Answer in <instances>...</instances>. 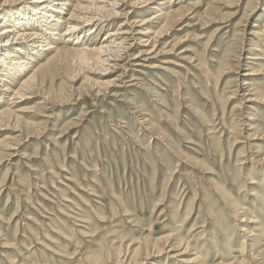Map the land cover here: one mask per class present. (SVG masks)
<instances>
[{
    "label": "rangeland",
    "instance_id": "rangeland-1",
    "mask_svg": "<svg viewBox=\"0 0 264 264\" xmlns=\"http://www.w3.org/2000/svg\"><path fill=\"white\" fill-rule=\"evenodd\" d=\"M135 1L63 35L71 0L1 63L0 264H264V0Z\"/></svg>",
    "mask_w": 264,
    "mask_h": 264
},
{
    "label": "bare ground",
    "instance_id": "bare-ground-1",
    "mask_svg": "<svg viewBox=\"0 0 264 264\" xmlns=\"http://www.w3.org/2000/svg\"><path fill=\"white\" fill-rule=\"evenodd\" d=\"M70 1L71 0H33V1L31 0V2H28L30 3V5L31 4L34 5L33 9L31 7L29 8L31 10V14L26 13L25 15H20L16 17L14 16L13 18L9 17L8 19L6 18L4 20V22L6 23L9 22L0 30V65L2 63L3 67L5 68L4 69L5 74H3L4 78L5 76L6 77L21 76L26 70H28L27 67L29 66V62L26 61V59H28L29 56H27V58L24 59L19 58V55H26L25 50L20 47V42L24 39H28L33 42V44L31 43L30 47L35 48L34 44L37 42V40L42 39L41 35H38L37 33H32V34L26 33L25 30H23V28L26 25H29L32 22H34L36 24V27H40V30L41 28L42 30L44 28L45 31L46 29H52L51 28L52 22L62 23L61 21L56 19L54 14H62L61 8L64 5H68ZM119 1L120 0H78V2H82L84 4L81 3L78 5L77 8L79 14L77 16L74 17L72 14L69 15L67 21L69 20L74 21L75 24L70 27H66V31L64 32L63 35H71V34L74 35L77 31L82 30L83 26L85 27L92 23L95 24V27L97 28L104 26L106 19L109 18L110 15H115V16L121 15L119 14L118 11H115L116 8H118L119 6ZM160 1L162 0H136L135 3L133 4V8L139 6L141 9H153L157 5H159ZM1 6L2 4L0 5V7ZM105 6L106 7L109 6L110 11L105 10L104 9ZM104 13H106V15H104ZM163 16L164 13L162 12L158 16V18H162ZM152 19L155 18L153 17ZM148 21L144 23H148ZM125 33L126 32H123L122 34ZM52 35L55 36L56 34H52ZM105 35L106 37L102 41L101 46L97 49L92 50L91 52L94 51L95 54L99 55L98 59L101 60V62L103 63L112 60L118 61L119 58H121L120 57L121 53L125 49L123 47L124 39L123 40L111 39L109 41L110 38H114L115 35H119V34L109 32ZM51 50H54V47L51 44H47L44 48L40 49V52L41 51L47 52ZM80 52H81L80 55L81 54L83 55V52L82 51ZM34 78H35L34 74L29 76L26 80L22 82L21 87L23 86L22 88H24L28 86L30 83H32ZM0 81H3V79H0ZM35 81L36 80H34L33 82ZM3 91H9V90L5 88ZM19 95H20L19 92L14 94V96H19ZM4 114L9 115L10 117L11 115H13L11 114L10 109H8V112H4ZM0 115L2 116L1 113ZM5 148H8V144L5 145ZM249 236H254V234L251 233Z\"/></svg>",
    "mask_w": 264,
    "mask_h": 264
}]
</instances>
